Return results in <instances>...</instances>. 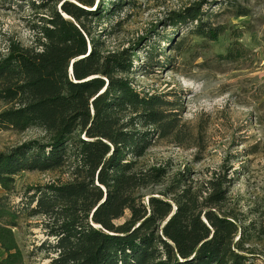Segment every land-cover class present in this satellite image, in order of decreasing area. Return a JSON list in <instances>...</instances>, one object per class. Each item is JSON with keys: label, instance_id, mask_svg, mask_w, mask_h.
I'll return each mask as SVG.
<instances>
[{"label": "trees", "instance_id": "16d2710c", "mask_svg": "<svg viewBox=\"0 0 264 264\" xmlns=\"http://www.w3.org/2000/svg\"><path fill=\"white\" fill-rule=\"evenodd\" d=\"M24 1L48 15L29 48L14 42L0 57V130L36 128L43 136L0 153V187L13 192L22 171L65 168L69 178L28 187L16 203L0 196V264H25L12 229L34 216L45 218L37 250L49 264L264 261L258 249L264 215L249 220L227 207V172L193 186L187 170L170 175L166 167L141 163L156 139L178 137L181 124L170 108L175 103L135 88L133 53L99 51L90 22H107L111 29L103 32L112 33L123 3ZM190 10L171 17V24L194 22L190 33L216 41L223 27L204 22L200 6ZM243 53L231 43L223 57L234 61ZM165 181L163 191L145 193Z\"/></svg>", "mask_w": 264, "mask_h": 264}, {"label": "rangeland", "instance_id": "374dc122", "mask_svg": "<svg viewBox=\"0 0 264 264\" xmlns=\"http://www.w3.org/2000/svg\"><path fill=\"white\" fill-rule=\"evenodd\" d=\"M112 2L125 6L113 17L112 21H118L115 31L106 34L103 30L111 29L109 23L90 22L94 36L102 42L99 51L133 53L137 68L129 78L135 88L175 103L170 108L178 111L181 124L178 137L156 139L141 163L166 167L170 175L187 170L193 186L227 172L231 177L227 207L249 220L259 219L264 215V0ZM199 6L204 22L223 27L216 41L190 33L194 22L176 26L170 22L171 17ZM47 15V10L33 9L24 0H0V57L7 55L14 42L29 48ZM231 43L244 49L234 61L223 57ZM42 136L36 128L2 129L0 153ZM68 178L65 168L22 171L15 176L14 191L7 193L0 187V196L8 194V201L16 203L28 187ZM166 184L151 186L145 193L161 192ZM43 221V216L22 217L12 229L25 264H49L46 254L37 250L45 239ZM258 249L264 254L262 244ZM3 256L0 249V259ZM258 262L264 264L262 258Z\"/></svg>", "mask_w": 264, "mask_h": 264}]
</instances>
